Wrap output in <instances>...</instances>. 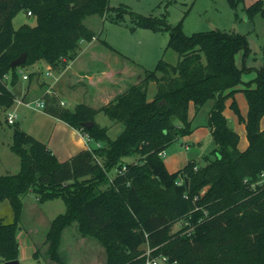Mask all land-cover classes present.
<instances>
[{"label": "trees", "instance_id": "trees-1", "mask_svg": "<svg viewBox=\"0 0 264 264\" xmlns=\"http://www.w3.org/2000/svg\"><path fill=\"white\" fill-rule=\"evenodd\" d=\"M228 1L239 21L237 11L244 0ZM109 3L0 0V113L19 98L23 68L42 61L61 72L79 56L84 43L94 40L114 50L101 39L102 33L85 23L91 16L120 22L122 14L114 18ZM243 10L250 20L264 14L261 2ZM20 12L31 13L36 24L15 29L13 21ZM145 21L154 30L169 32L167 49L178 54L176 64L164 57L153 71L137 64L142 77L100 109L81 103L70 110L49 93L44 96L45 113L99 147L60 162L44 142L18 123L10 125V150L19 157L20 170L0 175V203L8 201L12 210L9 222L0 215L1 263L19 260L17 232L24 200L33 194L40 203L62 199L66 206L51 222L45 254L37 248L34 255L52 264H67L62 246L72 226L81 238L105 250L104 264H143L146 247L178 264H264V184L257 185L264 173V67L257 70L256 88L244 90L247 118L240 115L236 102L232 105L246 125L249 146L241 151L240 137L224 110L242 75L250 71L236 64L239 52L245 59L251 55L248 36L219 29L187 36L181 24L170 26L165 18ZM23 53L26 63L11 67ZM151 84L156 86L153 99L148 96ZM209 101L213 157L170 173L160 154L192 132L190 104L198 112ZM101 112L122 125L116 138L96 122ZM90 122L93 126L86 127Z\"/></svg>", "mask_w": 264, "mask_h": 264}, {"label": "rangeland", "instance_id": "rangeland-1", "mask_svg": "<svg viewBox=\"0 0 264 264\" xmlns=\"http://www.w3.org/2000/svg\"><path fill=\"white\" fill-rule=\"evenodd\" d=\"M109 5L111 8L110 13L114 18L117 17L118 13L122 14V16L120 17V22L104 18L101 20L98 28L99 33H102L101 39L108 42L112 47L122 52L131 60L151 71L156 69L159 61L163 57L165 61L170 64H176L179 57L173 49H167L170 38L169 32L167 30H154L146 23V18H165L167 24L173 27L181 24L183 32L187 36L214 29L227 32H248L245 31L243 24H232L234 23L235 12L228 0H110ZM237 12L240 19L244 18L241 8H239ZM13 24L15 29H18L24 24L35 25L36 19L27 15L26 12H20L14 18ZM255 24V33H260L261 35L259 39L256 37L255 33H251L249 36L250 40L259 42L262 41V36H264L262 34L264 31V20L258 16L255 19ZM27 68L31 70L30 67ZM22 71V74L27 73L26 68H23ZM33 81L35 82H33L34 85H37V87L40 86L37 84L36 80ZM40 87H42V85ZM35 94L37 93L31 91L26 100H32ZM155 94L156 86L151 84L148 93L149 99H153ZM243 94H245V92H243ZM244 96L246 99V95ZM73 102L75 101L70 100L67 108H72ZM211 106L212 102L209 101L198 112H196L194 105L190 107L189 121L191 122L193 130L186 135L187 137L203 129L210 132L207 124L208 112ZM237 106L242 116L238 103ZM10 110L17 114V122L22 129L35 138H44V136H46L48 130L45 129L46 125L41 120L42 116H40L43 114V110H34L33 107L18 103H14ZM234 113L239 121L243 123V121L240 120V115L235 111ZM0 120L2 121V126L0 127V156L2 158V165L6 163V165L9 166L7 168L10 172L14 173L20 170V159L9 148V145L12 143V128L6 122V113H0ZM96 122L101 126L108 127L110 137L116 138V130L120 124H113L102 112L97 115ZM198 135L202 137L204 132L200 131ZM180 139L166 149L163 161L167 159V155L170 156L172 152L175 151L180 143ZM240 144L242 147L245 145L242 143ZM214 147L215 144L211 134L204 140L201 139L196 143L191 142L187 152L189 155V162L202 164V162L199 161L200 158L205 156H211L212 158L213 156L211 153ZM204 192L205 191H203L202 194H204ZM24 201L28 202V204H33L36 200L33 194H29ZM5 202L8 203V201ZM5 205L9 204L0 206V214L7 220L8 217H6V215L10 213V209H3ZM37 205L50 220L66 211V206L62 199H55L44 203L37 202ZM41 226L43 225L41 224ZM175 228L177 229L178 226ZM74 230L75 226H72L66 230L64 235L62 252L67 258L66 263L103 264L106 259L105 252L100 250L99 245L92 240L84 241L81 238L74 240L72 236ZM23 232V229H19L17 232L18 242L22 245L25 242V239L22 237L24 234ZM39 242L41 243V241ZM39 246L41 254L44 255L47 247H44V245L41 246L40 244ZM19 262L20 264H44V262L52 264L47 258L45 261L43 257L37 259L32 256H27V258ZM0 264L3 263L0 262Z\"/></svg>", "mask_w": 264, "mask_h": 264}, {"label": "crops", "instance_id": "crops-1", "mask_svg": "<svg viewBox=\"0 0 264 264\" xmlns=\"http://www.w3.org/2000/svg\"><path fill=\"white\" fill-rule=\"evenodd\" d=\"M258 2L262 3V7L264 9V0H244L243 6L240 7L243 11L244 18H241L239 21H235L234 17V23H232L243 24L245 31L248 32L243 33L235 31V33L248 35L251 48V55L248 58L245 59L242 51L236 56L237 66L241 69L243 66H246L250 69V71L242 75V83L236 87L237 91L234 96L226 100L224 110V114L229 121V124L240 137V143L245 144L242 147L239 143L238 148L241 151L246 150L248 148L247 145L249 146L246 125L244 122L241 123L239 121L233 111L232 105L234 102H236V104L238 103L241 109L242 117L244 119L247 118L249 106L247 98L245 99V94H243V92L248 86L252 89L256 88V84L254 82L257 78V70L264 67V36H262V41L259 42L250 40L249 36L251 33H255L256 31V17L260 16L264 20V14L262 15L259 13L252 20H250L243 10V7H250ZM101 20H103V18L91 16L88 17L85 22L90 29L99 33L98 28ZM255 34L259 39L261 34ZM262 34L264 35V31ZM112 48L114 50L107 48L100 41L94 40L89 43H84L79 56L61 72L52 70L48 64L42 61L30 67L31 70L26 68V74H22L23 71H21V81L18 88L19 99H22L25 103H35L39 100L45 101L44 96L49 93L50 95L56 97L59 102L64 103L66 108L68 107L70 100L75 101L73 102V107L68 108L70 110H74L75 107L81 103L89 105L95 109L102 108L110 103L118 94L124 92L130 85L135 84L142 77V71L137 66L138 63L131 60L114 47ZM30 74L34 75L28 78L27 76ZM32 79L36 80L37 84L40 86L42 85V87L34 85V81ZM31 91L36 92L37 94L34 95L32 100L27 101L26 99L30 95ZM193 105L194 104L191 103L189 109ZM28 107H33L34 110L42 111L41 109H36L34 106ZM7 112L4 113L7 115ZM40 116H42L41 120L45 123V129L48 131L44 138L37 137V139L44 142L60 162L69 160L89 147L98 146V143L93 141L88 143L82 132L71 127L66 122L48 115L45 113L44 109L43 114ZM121 126L122 125L120 124L119 127H117L116 135L122 131L123 127ZM261 128L264 129V117L261 121ZM200 131L204 132L202 137L198 135V132ZM210 134L211 131L209 132L208 130L203 129L195 132L192 136H186L180 139L178 147H176L175 151L172 152L170 156L167 155V159L164 161L167 170L170 173H174L187 166L189 162V155L187 152L190 148L191 142L196 143L201 139L204 140ZM199 161L203 163L204 157H201ZM7 167L9 166L6 165V163L5 165H2V158L0 156V175L16 174L19 172V170L14 173L10 172ZM34 198L36 201L33 204H28V202L24 201L22 226L20 229L24 230L22 237L25 239V242L23 245L19 243V261L27 258V256L35 257V252L37 248L40 247L39 244L46 247V235L51 226V222L54 219L50 220L45 216L37 205V202L39 201L35 196ZM4 204H9V202L6 203L4 201L0 203V206ZM4 208H6V210H8V208L10 209V213L6 215L8 218L5 220L6 222H9L12 219L10 204L5 205L3 209ZM41 224L43 226H41ZM72 236L74 240L81 238L76 231L72 232ZM81 239L84 241L87 240L84 238ZM39 241H41V243ZM99 247L100 250L105 252L100 245Z\"/></svg>", "mask_w": 264, "mask_h": 264}, {"label": "built area", "instance_id": "built-area-1", "mask_svg": "<svg viewBox=\"0 0 264 264\" xmlns=\"http://www.w3.org/2000/svg\"><path fill=\"white\" fill-rule=\"evenodd\" d=\"M31 13H29L30 15ZM51 75V74H49ZM15 103H18V104H25L26 106H34L36 109H41L43 110L46 106V103L44 100H39V101H36L35 103H25L22 99H16ZM61 105L65 106L64 103H61ZM6 122L9 124V125H13L17 122V114L15 112H12L11 110H9L7 112V115H6ZM85 136V139L86 141L89 143L91 140L88 136ZM100 146V144H98V147ZM90 149V147L88 148ZM165 152L161 153L160 155L163 157L165 154ZM264 184V173L261 174L260 176V180L258 181L257 185H262ZM192 229H189L187 231V234L190 235ZM154 251L155 249H151L149 247H146L145 248V252L143 254V257L145 258V261L143 264H178L177 261H173L171 262L170 260V257L166 254H159L157 256L154 255Z\"/></svg>", "mask_w": 264, "mask_h": 264}, {"label": "water", "instance_id": "water-1", "mask_svg": "<svg viewBox=\"0 0 264 264\" xmlns=\"http://www.w3.org/2000/svg\"><path fill=\"white\" fill-rule=\"evenodd\" d=\"M26 61H27V53H23L19 58L12 61L11 67L15 68V67L22 66L26 63ZM93 124H94L93 122L85 123V126L92 127ZM4 264H20V262L19 260H13V261L5 262Z\"/></svg>", "mask_w": 264, "mask_h": 264}]
</instances>
